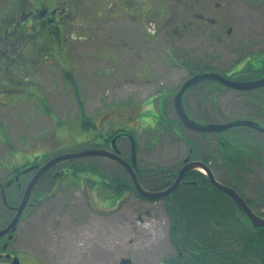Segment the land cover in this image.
<instances>
[{
    "label": "flooded vegetation",
    "instance_id": "af4514ba",
    "mask_svg": "<svg viewBox=\"0 0 264 264\" xmlns=\"http://www.w3.org/2000/svg\"><path fill=\"white\" fill-rule=\"evenodd\" d=\"M108 1L106 8L105 2L102 3L101 0H5L0 6V89L4 87L5 93H21V98H43L50 107L48 101L57 97L83 99L87 91L81 88L80 77L91 83L97 78L103 83H110V78L119 77L127 82L163 84L171 76L182 80L176 94L186 81L204 73H218L239 82L264 78V50L226 67L219 62L211 65L202 53L201 59H198L191 51L196 48L202 52L207 47L219 50V46L227 40L226 37L237 40L238 30L228 27L227 15L234 0ZM246 1L250 4H257L258 1L260 7L264 5V0ZM127 20L135 27L133 31L128 32L126 28L119 29L115 26ZM102 63L106 65L101 67ZM117 65H120L119 76L112 77L109 72L94 79L96 70L106 72L109 67L113 69ZM203 83L212 84L210 88L215 92L225 87L215 81L200 82L185 92L183 103L190 90ZM246 93H250L254 101L259 103L264 98V87ZM173 94L174 92L165 88H153L147 93L143 104L138 99L129 103L128 99L121 102L126 103L125 107H104L99 114L90 115L82 122L85 126L96 129L97 134L84 139L85 134L79 142L70 145L69 149L49 157L46 155L51 151L48 147L54 142V135L39 139L44 151L33 156L27 163L11 168V175L5 184L0 182V196L3 200L0 204V264H43L32 253L30 242L20 237L18 229L23 217L32 214L45 196L55 194L58 190L69 193L71 189H81L85 181L92 183L91 192H97L102 186L103 173L96 166L85 163L109 158L91 156L57 163L41 176L19 221L7 230L17 214V207L30 181L44 165L60 154L94 148L113 152V140L116 139L119 155L131 162L133 138L137 158L134 171L141 187L150 190V186L143 183L144 171L138 166L140 144L136 130L159 133L171 130L182 137L165 114V101ZM201 94L205 93L202 91ZM154 98L163 103H159V118L152 121L146 115L153 108L149 100ZM97 114L98 123L93 120ZM160 116L164 118L165 124H159ZM108 118H111L109 122L106 121ZM258 123L262 125L260 121ZM53 149L59 150L56 147ZM188 157L183 160L181 168L186 159L191 161ZM32 167L36 168L25 172ZM124 172L127 179H113L109 182L108 191L124 192L127 195L135 192L139 195L132 178L125 169ZM84 174H91L93 177L88 179ZM7 190L11 191L8 196L14 195L15 200H9ZM171 196L166 198L170 199ZM181 255L174 247V256Z\"/></svg>",
    "mask_w": 264,
    "mask_h": 264
},
{
    "label": "rangeland",
    "instance_id": "374dc122",
    "mask_svg": "<svg viewBox=\"0 0 264 264\" xmlns=\"http://www.w3.org/2000/svg\"><path fill=\"white\" fill-rule=\"evenodd\" d=\"M4 1L0 0V6ZM101 1L105 2L107 8L109 1ZM258 4V1L257 4H250L246 0H234L227 15L228 27L238 30L237 40L226 37L227 40L219 46V50L216 47H207L201 52L200 49L193 48V55L201 59L202 53L211 65L219 62L226 67L252 53L264 50V10ZM115 26L119 29L126 28L128 32L135 29L129 20ZM145 44L148 42L145 41ZM165 53L169 55L167 51ZM105 65L102 63L100 66ZM111 69L109 67L106 72L96 70L94 79L109 72L112 77L119 76L120 65ZM80 78L81 88L87 91L83 99L57 97L48 101L50 107L43 98H21V93H5V88L1 87L0 182L5 184L11 175V168L27 163L33 156L44 151L39 139L54 135V142L48 147L51 151L46 157L67 150L85 134L84 139L97 134L96 129L82 124L84 118L99 114L107 106L125 107L126 103L121 102L128 99L129 103L138 99L143 104L147 93L153 88H165L174 92L165 101L166 117L178 128V134L182 137L171 130L160 133L136 130L140 144L138 166L144 171L143 183L146 186L158 185L166 179L165 171L179 168L183 160L191 155L186 140L199 145V151L206 153L208 147L209 150H217L216 141L220 134H225L229 141H234L235 147L240 146L247 152L243 166L236 173V177L243 182L242 190L246 195H262L264 134L252 132L248 128H234L235 131L231 129L223 133H212L206 138L201 133L186 128L179 121L174 108V95L181 79L169 76L163 84H144L122 81L119 77L110 78V83H103L99 78L94 83ZM211 85L203 83L190 90L184 99L189 117L201 124L253 119L264 126L262 105L254 101L250 93L226 87L215 92L210 88ZM201 90L205 94H201ZM149 101L153 108L146 116L155 121L161 114L159 103L163 101L155 98ZM98 114L93 118L96 123L99 121ZM110 120L108 118L106 121ZM60 127L64 129L60 130ZM155 135L157 137L153 140ZM55 147L59 150H54ZM198 157H202L201 154ZM85 164L96 166L103 173V183L97 192H91L92 183L88 181L84 182L81 189H71L69 193L58 190L55 194L45 196L33 213L23 217L20 222L19 235L30 242L34 256L43 264H120L124 258H130L132 264H165V261L171 259L174 256V246L171 242L172 219L167 200L144 199L135 192L127 195L124 192L108 191L109 182L113 179H127L120 164L104 158ZM211 166L215 170L219 169V176H222L221 171L225 170L223 164L217 168L213 161ZM84 175L88 179L93 177L91 174ZM223 175L229 176L230 173ZM10 192L7 190V196ZM2 203L0 196V204ZM259 207L255 211L264 218V202ZM252 264L263 262L254 259Z\"/></svg>",
    "mask_w": 264,
    "mask_h": 264
},
{
    "label": "trees",
    "instance_id": "16d2710c",
    "mask_svg": "<svg viewBox=\"0 0 264 264\" xmlns=\"http://www.w3.org/2000/svg\"><path fill=\"white\" fill-rule=\"evenodd\" d=\"M261 8L264 10V5ZM261 104L264 106V98L259 102V105ZM263 110L261 108V111ZM160 118L159 124H165L164 118L162 116ZM170 122L173 123L171 120ZM201 134L205 137L208 135ZM227 137L225 134H220L216 141L217 150H209L208 147L206 153L199 151V145L186 140L191 151L188 158L206 163L217 181L233 188L248 206L260 215L255 210H258L260 203L264 202V190L262 195L257 196L246 195L242 190L243 182L236 177V173L243 166L247 152L240 146L235 147L234 141H229ZM155 139L156 137L153 140ZM198 154L202 157H198ZM213 161L217 168L223 164L225 170L221 172L223 174L228 172L230 175L219 176L220 170H215L211 166ZM181 166L174 171H165L166 179L148 189L157 191L171 185ZM8 198L10 201L16 199L14 195ZM159 200H167L172 219L171 242L182 253L181 256H174L165 261L166 264H252L254 259L264 261V229L253 228L243 211L227 195L211 185L208 177L201 171L194 170L187 173L183 183L170 199L154 201ZM171 201L177 211L174 210ZM177 212L183 216L185 223L183 240Z\"/></svg>",
    "mask_w": 264,
    "mask_h": 264
},
{
    "label": "water",
    "instance_id": "95a60500",
    "mask_svg": "<svg viewBox=\"0 0 264 264\" xmlns=\"http://www.w3.org/2000/svg\"><path fill=\"white\" fill-rule=\"evenodd\" d=\"M203 81H215L227 88H231V89H234L237 91H243V92H248V91H252V90H256L258 88L264 87V78L256 80V81L239 82V81L229 80L225 78L224 76L218 73H214V72L204 73L201 75H195L194 77L190 78L188 81L185 82V84L182 86V88L176 94L174 98V108L183 126H185L186 128L192 131L199 132V133H206V134L223 133L225 131H228L234 128H248V129L255 130L259 133L264 134V126L250 119H238L235 121H231L228 123H221V124H216V123L201 124L195 121L194 119H192L191 117H189V115L187 114L185 110L184 103H183L184 94L188 89H190L191 87ZM131 140H132L131 162H128L127 160L123 159L119 155L118 148L115 145L116 139L113 140V143H114L113 152L94 148V149L84 150L78 153L61 154L55 157L54 159H52L51 161H49L46 165H44L39 170V172L33 177V179L28 184L24 192L23 199L20 205L17 207V214L12 220L7 230L13 228L17 224V222L19 221L21 215L23 214L29 202V199L32 195V192L37 182L48 169H50L52 166L56 165L57 163H60L67 159L83 158V157H91V156L92 157H106L120 164L132 178V181L137 190V193L146 199H163L166 197H170L175 192V190L183 183V180L187 173H189L190 171H194V170L201 171L208 177L211 185H213L217 190L227 195L243 211V213L250 220L251 226L253 228L255 229L263 228L264 229V218L256 214L248 206L246 201L233 188L226 186L220 183L219 181H217L210 167L202 161H199V160L189 161L188 159H186L184 161L183 167L178 171L177 177L175 178L173 183L164 190L150 191V190H146L142 188L140 183L138 182V179L134 171V168L137 163V158H136L134 140L133 138H131ZM34 168L36 167L29 168L25 172L33 170ZM171 205L173 206L174 210L177 211L172 201H171ZM177 213H178V218L180 222L181 237L183 240L184 232H185V223H184L183 216L179 212ZM120 264H132V260L130 258H124L121 260Z\"/></svg>",
    "mask_w": 264,
    "mask_h": 264
}]
</instances>
